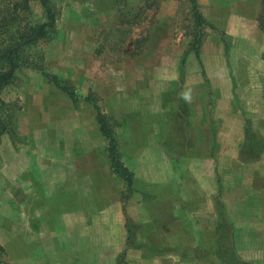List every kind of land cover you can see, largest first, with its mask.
<instances>
[{"label":"crops","instance_id":"crops-1","mask_svg":"<svg viewBox=\"0 0 264 264\" xmlns=\"http://www.w3.org/2000/svg\"><path fill=\"white\" fill-rule=\"evenodd\" d=\"M216 54L223 53L217 48ZM29 78L18 90L24 105L13 116L15 135L0 134V225L13 226L1 214L4 208L23 221L27 215L18 216L17 205L25 198L19 195L32 194L25 203H35L41 215L45 253L33 251L22 230L3 228L0 249L8 264H264V149L255 159L241 157V123L217 115L221 98L228 97L218 78H206L217 103L214 123L192 106L165 108L163 96L173 86L168 82L148 81V89L119 90L105 101L106 113L119 123L123 163L133 174L126 203L93 107L82 99L74 104L59 89L45 95V78ZM47 108L61 116L56 135L62 156L52 176L39 168L54 158ZM85 109L92 112L89 122ZM167 112L177 114L176 124ZM173 126L185 130L189 145L164 136ZM195 130L205 138L195 140ZM71 145L76 149H66ZM31 229L26 232L35 233Z\"/></svg>","mask_w":264,"mask_h":264},{"label":"rangeland","instance_id":"rangeland-1","mask_svg":"<svg viewBox=\"0 0 264 264\" xmlns=\"http://www.w3.org/2000/svg\"><path fill=\"white\" fill-rule=\"evenodd\" d=\"M55 2L59 17L53 37L40 45L44 55L45 71L67 81L81 97L93 91L104 113L107 108L105 101L111 94L124 89H148V81L173 84L170 90L165 88L168 92L163 96V105L167 109L172 107L175 109L178 105L176 95L181 94V91L178 94L173 91L180 79L179 76L183 74L187 82L182 95L188 97L187 99L184 97L188 110L189 106H192L190 110L195 114L206 112L211 123L217 120V115H220V121L230 124L240 122L242 125L240 147L246 142L244 134L246 127L256 136L264 137V130L260 128L264 124V113H261L264 108V33L259 30L257 22L261 12V0H198V8L208 25L205 27L198 58L193 53L188 54L183 73H180L181 62L189 42V37L185 34L186 25L190 24L187 0ZM147 3L150 8L145 9ZM31 20L35 23L43 20L42 9L37 2L32 3ZM217 48L223 53L220 57L216 56ZM207 72L211 77L218 78L221 89L228 91V97L221 98L224 102L217 115L215 111L217 103L212 86L205 80ZM32 73L38 72L19 71L17 74H20V77L17 78V82L6 88L3 93L4 100L14 103L18 110L24 105L18 90L25 81L30 80ZM222 73H225V76L221 78ZM201 80L204 87H201ZM55 90L59 91L45 78V95L48 91L51 93ZM202 92L206 93L201 96L199 93ZM185 106L182 105L181 108ZM85 112L86 115H90L87 118L89 122L92 112L88 109H85ZM16 113L17 110L14 114ZM60 117L56 111H49V108L45 110V121L49 123L47 137L54 143V146L49 143L51 146L49 150L54 148V158L39 168H45L47 175L50 176L56 171L55 165L58 159L60 162L62 156L58 150L60 144L56 135L61 129ZM167 118L173 122L172 124L178 122L177 114L167 112ZM15 126L14 123L13 127ZM176 128L177 126L171 127L164 136L170 142H175L176 136L189 145L185 130L178 131ZM206 131L211 133L212 129ZM201 133V130H195V140L201 136L205 138ZM66 149L76 148L71 145ZM40 173L42 174L41 170L37 175L41 177ZM36 195L38 194L33 196ZM19 196L26 199L32 194L23 193ZM25 199L22 200V204L17 205L21 209L18 210V216L21 213L27 215L23 221L21 218L15 220V211L6 208L1 210V214L6 216L8 221L11 220L13 226L0 225V245L4 244L1 230L5 228L13 231L16 227V230L23 231L25 234L23 238L30 243L33 251L45 253V243L40 240L44 233L41 215L35 210L36 204L25 203ZM31 227L35 233L28 234L26 231H31ZM226 247H229V243ZM0 253L2 254L0 264H8L5 260V250L0 249ZM39 258L45 261V254Z\"/></svg>","mask_w":264,"mask_h":264},{"label":"trees","instance_id":"trees-1","mask_svg":"<svg viewBox=\"0 0 264 264\" xmlns=\"http://www.w3.org/2000/svg\"><path fill=\"white\" fill-rule=\"evenodd\" d=\"M55 1L0 0V134H9L11 137L15 135L13 116L18 110L14 103L4 100L5 89L17 82L19 71L33 70L38 72L49 83L64 92L74 104L82 99L93 107L99 131L106 143L105 153L109 159L111 173L122 182L121 198L123 203H126L132 192L133 174L123 163L117 135L119 126L117 119L102 111L98 104V98L93 91H89L86 96L81 97L72 86L67 84V81L45 71L44 55L40 45L53 37L59 17V10ZM33 2H37L42 9L43 20L41 22L35 23L31 20ZM187 2L190 24L186 25L185 34L189 37V42L182 58L180 73H183L188 54L193 53L198 58L205 27L208 25L198 8V0H187ZM148 8H150L149 3L145 6V9ZM257 22L259 30L264 33V0H261V12L257 17ZM179 78L173 91L176 94L181 91L185 75L181 74ZM176 96L179 110H182L181 106H185V102L181 94ZM244 134L246 142L240 148L241 157L246 160L255 159L264 149V141L248 127L245 128ZM172 146L173 144L168 147L172 149ZM126 227L127 229L130 227L128 221ZM225 251H229V248L226 247Z\"/></svg>","mask_w":264,"mask_h":264},{"label":"clouds","instance_id":"clouds-1","mask_svg":"<svg viewBox=\"0 0 264 264\" xmlns=\"http://www.w3.org/2000/svg\"><path fill=\"white\" fill-rule=\"evenodd\" d=\"M188 97H187V95H185V99H187Z\"/></svg>","mask_w":264,"mask_h":264}]
</instances>
